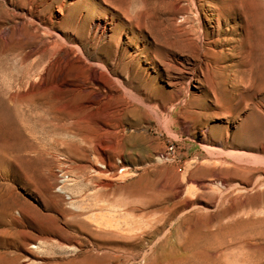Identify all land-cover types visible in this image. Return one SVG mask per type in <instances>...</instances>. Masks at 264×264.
<instances>
[{
    "label": "rangeland",
    "instance_id": "rangeland-1",
    "mask_svg": "<svg viewBox=\"0 0 264 264\" xmlns=\"http://www.w3.org/2000/svg\"><path fill=\"white\" fill-rule=\"evenodd\" d=\"M0 264H264V0H0Z\"/></svg>",
    "mask_w": 264,
    "mask_h": 264
},
{
    "label": "bare ground",
    "instance_id": "bare-ground-1",
    "mask_svg": "<svg viewBox=\"0 0 264 264\" xmlns=\"http://www.w3.org/2000/svg\"><path fill=\"white\" fill-rule=\"evenodd\" d=\"M94 30L100 32V27L97 25V26L94 27ZM101 32L104 33V29H102ZM101 35H102V34H101ZM51 39H52V38H51ZM43 43H44V42H43ZM43 43H42V44H43ZM42 46H43V45H42ZM57 46H58V45H56V42H55V41H51V40H50V42H49V41L47 42V47H45V49L43 50V52H44V53L47 52V53L50 54V52L53 51L54 48H56ZM54 51H55V50H54ZM54 51H53V52H54ZM41 52H42V51H41ZM46 55H48V54H46ZM69 56H70L69 51L62 49V50H61V53H60V57H59V59H60L61 61H63V62H66V61L69 60ZM98 70H99V69H98ZM92 74H93V73H92ZM97 74H98V73H97ZM84 86H85V85H84Z\"/></svg>",
    "mask_w": 264,
    "mask_h": 264
}]
</instances>
